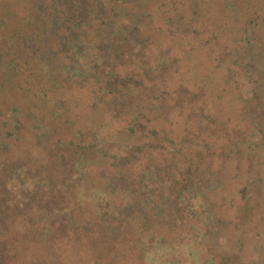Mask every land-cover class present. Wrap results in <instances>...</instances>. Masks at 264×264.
Masks as SVG:
<instances>
[{
	"label": "rangeland",
	"instance_id": "374dc122",
	"mask_svg": "<svg viewBox=\"0 0 264 264\" xmlns=\"http://www.w3.org/2000/svg\"><path fill=\"white\" fill-rule=\"evenodd\" d=\"M0 264H264V0H0Z\"/></svg>",
	"mask_w": 264,
	"mask_h": 264
}]
</instances>
